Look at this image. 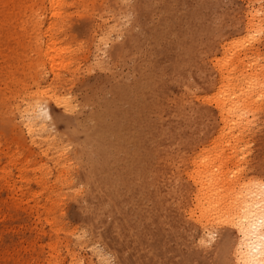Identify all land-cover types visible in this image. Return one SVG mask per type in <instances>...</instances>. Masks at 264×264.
<instances>
[{"label": "rangeland", "instance_id": "obj_1", "mask_svg": "<svg viewBox=\"0 0 264 264\" xmlns=\"http://www.w3.org/2000/svg\"><path fill=\"white\" fill-rule=\"evenodd\" d=\"M65 1L54 18L49 0H0V264H232L218 222L211 241L198 239L186 171L202 144L264 180V81L240 153L231 149L246 159L213 145L218 115L205 98L222 44L264 63V24L251 41L242 29L243 10L264 0ZM51 21L52 52L67 54L45 61L39 86L50 81L65 105L19 70L39 59L35 39ZM52 70L62 76L51 81ZM29 93L47 111L33 133L13 108Z\"/></svg>", "mask_w": 264, "mask_h": 264}, {"label": "bare ground", "instance_id": "obj_2", "mask_svg": "<svg viewBox=\"0 0 264 264\" xmlns=\"http://www.w3.org/2000/svg\"><path fill=\"white\" fill-rule=\"evenodd\" d=\"M65 3H66L65 0H49V5H50L49 12L51 17L55 18L60 16L61 13H63L62 9ZM263 7L264 6L261 7L259 5L256 7L247 6L243 10L242 29L245 32V34H249L251 36L250 41L252 39V36L255 37V35L258 33V31L262 28V25L264 24ZM54 27H55V22L54 21L49 22V24L47 25L46 29L41 34V36L36 37L35 39V42L38 45V50H36L37 51L36 55L39 57V59L32 58L29 64L26 65L24 72L22 66H19V70H22L21 73L22 74L25 73V76H30L33 74V80H34V84H36V89H39L37 90L39 91L38 93H42V94L46 93V96L52 98L53 101L58 103L63 102L64 104L65 100L68 97L66 96V99L63 100L62 94H58V92H56L54 88L52 90L50 81L47 80L48 82L44 84L42 83L43 84L41 85L42 88L39 86L40 73L45 68L44 66L45 61L47 63L49 62L54 63L56 60L63 61L65 53L67 51V49L65 48L66 50H62V51L59 50L58 55L53 54L52 51L55 50L54 47L56 45L55 42L56 34L54 35V31H53ZM47 37L50 38L46 40L47 44L43 46L44 42H41L42 41L41 39ZM228 40L230 39H227V41ZM229 43L231 42L229 41ZM224 44L221 45V48L223 50V53L225 54L228 53V54L224 58L223 55L221 54L222 59L214 58L215 60L214 62L216 63L214 65H217L216 66L217 69L215 67V69L217 70V78L213 84L214 91L212 93L210 92L212 96H210V94L209 95L207 94L205 98L206 100L209 98V101L211 100V102H213V106L216 109L218 115V127L215 130V134L211 138L213 145H215L216 142H219V140L223 141L222 142L223 148L229 146L230 147L229 152L231 153L230 157L232 156L231 158L236 159L237 158L236 154L240 153L239 152L240 149L234 148L233 145L234 144L237 145L236 142L239 139L240 140L242 139L240 137L243 135V131L246 128L248 122L250 121V120L248 121V118L250 119V117H252L251 115L250 117H247V114L249 113L250 109H255L254 107H256V105L252 104L254 99L255 101L256 99H258L256 98L257 96H255L254 98V93L257 94L261 93L260 95H258L259 99L260 96L263 95L262 91H263L264 83H263V87L261 85L262 82L264 81L263 80L264 66L262 65L264 63H260L259 59L257 60L255 59L252 50L240 51V49L242 48L240 49L238 48L241 47L242 45L239 46L238 44V47L233 49L232 47H229L230 44L228 43H227L228 45H224ZM8 60H10V57H8ZM51 66L52 69H54L53 67H55V64H51ZM16 70H18V68H16ZM52 71H53L52 72L53 75L50 78L51 81H53L52 79L56 78L57 75L59 74L54 70ZM18 78L17 75L11 77V81L13 80L14 82H17ZM259 87H261L262 89H260ZM257 90H259L260 92H258ZM29 95L30 96H25L26 99L20 102V104L19 103L15 104L13 108L16 110L17 116L20 117V121L23 127L25 128L24 130L26 131V133H31V132L33 133L36 129L42 128V118L40 117V115L47 114V111L44 105H39L38 103L39 98L35 96V93H29ZM12 96L14 97L13 94ZM261 99H263V96ZM58 103L56 105H60V103L59 104ZM207 103H209L208 100ZM63 104L62 106L64 107L65 104L64 105ZM252 105L253 108H251ZM257 108H259V106H257ZM249 114H251V112ZM248 137L247 138L244 137L245 138L244 140L248 139ZM248 143H246V146ZM226 144L228 146H226ZM240 144H245V143L242 142ZM231 146L233 148H231ZM240 146L241 145H239V148ZM242 146L245 147V145ZM200 147H201V152L194 153L195 155L198 154V157L195 155H191L193 162L190 159L191 157L189 158V160H191V164L193 163V167L190 165L191 170L189 169L188 170L189 172L186 171L188 173L187 175H189L188 177L190 178V182L192 184V187L189 191V195H190L189 201L191 202L190 204L191 206H189L188 208V213L190 214V216L192 217L194 216L193 221L198 226L199 241L200 242L206 241V243L208 241H211L212 240L211 237L212 235H214V233L213 230L209 229V227L211 226V223L215 224V222H218L219 224L217 225L223 226L224 228V232H223L224 239L230 242L229 246H230L232 264H264V180L256 177L253 178L254 176L252 178L244 177V174H242L243 170L242 171H240L241 169L238 170V167H243L245 164L241 165L240 163V166L238 165V167L235 165L236 167H234L233 169L231 167L230 169L227 168V166L229 167L228 165L229 162L232 161L229 162L227 161L229 158L226 155L227 152L225 151L226 153H224V150H221L222 149L221 147L218 146L217 148L218 149L221 148V149L214 153L217 154L220 153V151L221 152L223 151V154H225L224 156L227 157L226 161L228 162V164H226L225 160H224L225 162H222L223 161L222 158H225L223 155H221L222 153L219 154L221 155L220 157L223 156L222 158L219 157L221 159L220 160L213 153L214 150L212 152L209 151L212 148L209 149L210 147H206V145H205L206 148L204 146L202 147V144ZM200 147H198V149ZM204 148H205V152H203L204 150L202 151V149ZM245 148H243L244 154H246ZM250 148L249 150H251ZM231 149H233L234 151L237 149L236 150L237 153L234 154L236 155L235 158L232 155L234 151ZM198 151H200V149ZM202 152L204 154L206 152L211 153V155L209 156L212 157V159L210 157L209 158L205 157V155L204 158L203 156L199 158V156L203 155L201 154ZM214 155L219 159V161H217V158H215L217 162L215 161V159L213 160ZM194 156L196 159H194ZM243 157L246 159L245 156H240V157L238 156L240 160H242L241 158ZM238 158L236 160H238ZM246 162L244 161V163ZM237 163L238 161L237 162L234 161V164ZM231 164H233V162ZM6 177L7 176L4 175L3 179L4 181L7 182L8 179ZM232 232H233V236H230L231 235L230 233ZM198 239L196 240L197 242ZM93 246L94 245H92L91 250H93ZM74 258L75 257L73 256L72 259L74 260ZM74 263L77 262L74 261Z\"/></svg>", "mask_w": 264, "mask_h": 264}]
</instances>
